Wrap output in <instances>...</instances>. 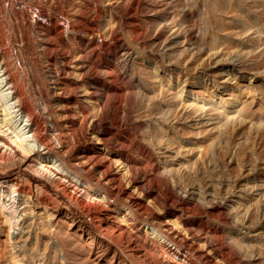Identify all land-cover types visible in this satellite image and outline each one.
Segmentation results:
<instances>
[{
	"label": "rangeland",
	"instance_id": "rangeland-1",
	"mask_svg": "<svg viewBox=\"0 0 264 264\" xmlns=\"http://www.w3.org/2000/svg\"><path fill=\"white\" fill-rule=\"evenodd\" d=\"M168 1L100 0L103 19L98 34L110 41L122 39L138 57L132 89L110 105L102 128L121 124L119 137L132 144L129 155L144 152V191L150 193H137L148 204L141 211L142 221L155 226L168 221L182 236V253L198 264H264V0H177L173 13L165 8ZM90 2L94 8L93 0L0 1V32L8 61L32 104L40 105L46 128L64 121L65 114L43 94L53 86L56 68L41 48L45 32L37 22L38 7L58 24L83 16L96 23L95 10L85 9ZM19 11L30 15L29 23L22 21ZM41 20L45 29H54L46 17ZM134 21L141 28L133 27ZM65 35V40L74 39L69 31ZM225 79L227 88L222 89ZM92 115L104 119L97 107ZM76 133L63 138L67 156L82 147ZM14 158L0 163V179L18 176L21 190L32 188L34 216L26 220L25 228L31 226L19 238V262H14L9 247L13 239L0 211V264H182L161 243L151 253L142 249L139 257H128L133 240L118 242L101 233L93 219L96 202L71 201L46 175L17 165ZM157 175L161 179L153 180ZM54 198L66 216L61 214L65 221L55 220L50 227L44 224L48 217L40 206L48 202L55 209ZM111 199L122 218L125 205ZM181 207L186 210L177 218L171 210ZM84 232L90 236H81ZM93 237L89 248L85 243ZM205 238L213 244H206Z\"/></svg>",
	"mask_w": 264,
	"mask_h": 264
},
{
	"label": "bare ground",
	"instance_id": "bare-ground-1",
	"mask_svg": "<svg viewBox=\"0 0 264 264\" xmlns=\"http://www.w3.org/2000/svg\"><path fill=\"white\" fill-rule=\"evenodd\" d=\"M176 1L169 0L165 8L173 13L175 9L173 3ZM93 2L95 3L94 8L90 2L86 4L85 9L89 7L95 10L96 23L83 16L74 19L66 18L67 21L64 24L60 22L58 24L55 18H51L50 14L47 16L44 14L45 11L38 7L40 19L37 22L40 24L41 31L45 32L42 35L44 39L41 48L48 51L49 64L52 63L56 68L53 73V86L44 89L43 94L47 100L57 102L60 108H64L65 114L64 121L53 123L50 128L43 126L40 105L38 107L37 104L35 106L32 104L31 98L11 66L12 62L9 63V55H7L3 40L5 36L2 37L0 32V163L10 160V156L15 157L19 160L17 165L20 164V166L27 167L25 169L31 168L46 175L45 177L55 188L63 191L71 201L83 203L85 199H89V201L96 202L98 209L94 210L93 219L98 224L101 233L116 237L118 242L124 241V238L133 240V243L128 246V257L133 256L134 258V254L139 257L143 252L142 249L150 252L154 245L161 243L164 244L165 250L175 253L182 264H198L197 261L191 260L185 252L182 253L179 246L182 236L168 221L160 220L161 223L155 226L153 222H144L139 218L142 215L141 211L148 208V204L137 193H147V195L150 193L149 190L144 191L148 188V170L146 169L148 164L140 156L144 152L139 153L138 157L129 155L132 151V144L119 137L117 130L120 129L121 124H115L116 127L112 125L102 128V122L107 121L105 118L110 115V105L122 100L123 95L132 89L133 81L136 79L133 63L138 57L136 55L134 57V51L122 39L115 37L110 41L98 34V26L101 25L103 19V10L99 6L100 0H93ZM24 11H19L21 12L20 17L22 21L29 23L30 15ZM65 14L64 12V16ZM43 17L47 18L50 25H54V29H45L48 26L41 20ZM173 18L174 16L169 21L172 22ZM132 26L141 28L138 21H134ZM3 29L5 30L2 28V31ZM67 31L74 36L72 41L65 40L64 36H68L65 35ZM140 32L139 29L137 33ZM27 36L26 38L29 37ZM154 67H157V64ZM227 80L229 79L223 81L222 89L227 88ZM96 107L99 108V112H103L104 119L92 115ZM76 131L75 139L81 142L82 147L76 148L71 155L67 156L65 152L68 150L65 149L63 138L70 134L73 136ZM138 174L144 178L140 179ZM16 178L0 179V206L2 208L0 211L3 212V215H0L9 225L8 234L13 239L10 242L13 244L9 246L11 247L10 257L14 262H19L17 253L19 247H22V241L20 242L19 238L22 239L24 229L27 230L31 226L29 224V227L25 228L26 220L33 215V211L31 210L32 188L28 186L26 190H21L18 178ZM159 178L161 179L157 175L153 180H159ZM95 185L102 186L104 190L97 189ZM112 197L122 201L126 207L120 219L118 206L111 199ZM52 205L55 209H52L48 202H43L40 206L48 217L45 218L44 224L50 227L57 224L55 220L65 221L61 214L66 216L60 202L57 201ZM185 210V207L175 208L171 210V213L179 218L184 215ZM33 219L34 217L31 220ZM28 221L27 223L31 222ZM187 230L191 231V229ZM81 236L86 238L90 235L84 232ZM147 239H150L151 244L148 245ZM89 240L85 244L92 248L96 239L93 237ZM205 241L206 244H213L207 238ZM84 247L86 248L85 245ZM190 252L193 253L192 250ZM205 252L206 250L203 254ZM195 253L199 254V251L195 250Z\"/></svg>",
	"mask_w": 264,
	"mask_h": 264
}]
</instances>
